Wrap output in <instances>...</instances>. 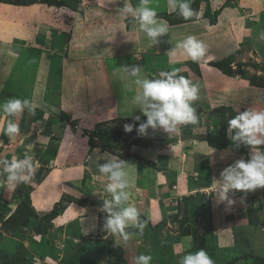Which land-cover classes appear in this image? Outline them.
I'll return each mask as SVG.
<instances>
[{
	"label": "rangeland",
	"instance_id": "rangeland-1",
	"mask_svg": "<svg viewBox=\"0 0 264 264\" xmlns=\"http://www.w3.org/2000/svg\"><path fill=\"white\" fill-rule=\"evenodd\" d=\"M256 1L261 0H249L245 3L244 0H235V4L240 5L239 10L252 11L261 8L258 3L255 5ZM89 2L93 4L92 7H83L82 3H78L76 9H73L75 3L72 6L71 3L60 6L35 3L33 5L37 7L32 8L0 1V65L3 70L0 72V104L15 97L28 99L36 106L35 115L25 109L21 116L13 118L19 124L20 131L11 138L3 134L9 118L0 112V160L31 156L34 162H38L32 180L27 184H20L15 190L8 189L6 175H0V264H23L24 261H19L24 258L31 264H134V258L141 254L151 255V264H178L182 256L200 249L207 252L214 264H264V188L230 194L234 201L231 205L226 201L218 203L211 189L213 178H219L221 171L235 160L247 159L249 150L244 146L239 149L212 147L204 139L210 131L219 133L224 116L228 122L247 109L264 110V39H261L264 35V9H260L261 14H252L251 22L246 23L243 33H236L233 26L230 28L228 24L223 25L222 21L223 26H220V31L214 37L203 34L195 36L196 40L206 46V54H214L213 61L233 58L231 74L215 65L208 64L207 68L205 61L209 55H205L206 58L198 63L190 58L186 59L184 50L177 47L185 40L178 42L180 38L175 37L173 33L165 39L164 48L166 51L170 49L166 62H169L170 56L174 62L171 70L179 69V75L199 85L198 99L192 102L198 116L196 124L180 125L178 130L171 134L161 129L149 128L147 135H140L134 127L132 136L136 141L147 138L152 140L147 145H141L140 142L128 145L117 142L118 140L112 137V145H117H114L115 148L101 150L102 148L97 147L101 151H108L114 157L123 158L124 161L131 160L138 166L141 162L137 157L145 161L150 160L151 163L145 162L143 172L140 171L145 183L139 185L140 189L129 192V200L125 205L134 206L138 210L139 219L145 223L142 235L139 234L138 228L131 226L125 229V232L130 234L127 242L118 234H107L103 228L106 213L101 210L102 206L97 210L102 223L101 229L97 233L77 236L74 248L68 247L65 242L69 233H64L59 228L70 216L68 213L73 216L76 205L75 210L70 207L61 220L55 217L46 234L36 235L29 228H24L23 233H16L2 226L3 221L20 202V194L26 190L25 187L33 186L31 193L33 195V190L35 193L34 199H31L32 206L37 209L42 203L51 204L56 195L49 199L44 197L45 200L43 196L49 194L50 197V193L57 192L54 188H61L60 179L68 184L66 177L58 175L55 179H47L45 187L41 185L42 188L36 190L39 187H36L37 180L44 177L47 168H53L57 153L64 157L70 155L72 158L73 165H68L72 168L66 175H78L72 169L84 166L80 164V157L77 156L79 147L82 146L80 139L85 137L88 140L84 129H93L98 121H101L90 120L91 114V117L84 116L81 121L82 117L79 116L86 112L83 111L86 105L95 106L94 115L95 112L100 113L97 110L102 105L113 109L110 108L109 100H105L109 97L107 90L105 91L109 81L106 77L111 74L107 71V75L104 71L101 73V69H95L98 72L93 75L97 81L87 80L85 74L88 69L95 67V63L100 67V60L108 56L112 59L113 56L128 50V47L121 49V44L113 42L122 39V32L127 34L126 29L134 20L121 14L122 0ZM222 2V6L214 8L212 0H190L194 15L188 19L206 18L204 13L208 8L214 11L224 10L228 5L234 7L232 0ZM149 6L156 10L157 18L161 22L170 21V17L178 21L184 19L178 10L172 11L169 0H150ZM113 21H117L119 27ZM250 29L251 37L248 34ZM188 31L191 32V28ZM230 33L234 36L233 39ZM133 35L130 34V37H134ZM184 35L183 31L182 37ZM159 40L157 45H153L151 41L149 45L148 42H143L142 51H146L144 64L152 66L160 59L159 56L156 57L158 48L161 51L164 49L161 39ZM127 42L128 46H140H137L132 38L127 37L124 44ZM57 45L62 49L58 51ZM112 45L119 46L117 54H114L113 50L117 49H113ZM176 55L177 58H174ZM62 56L72 57L73 62L64 64L65 61L62 60L60 75L58 70L53 71V67L55 61L61 60ZM161 71L155 73L154 69L152 74L158 78ZM241 71L246 74L241 75ZM117 76L120 77L119 74ZM97 82L100 88L94 92L92 89L94 86L98 87ZM130 86V80L126 78L119 91L123 93ZM108 88L106 86V89ZM60 89L62 90L59 91ZM64 89L67 97L61 101L59 98L64 94ZM96 93L98 95L93 98L92 95ZM62 109H68L65 111L75 114L77 124L73 119L68 123L60 121L57 113ZM86 118L89 122L85 121ZM144 120L145 117H141L138 122L121 121L117 124V129L125 131V124H135L138 127ZM161 150L165 154H161ZM88 152L92 155L91 149ZM147 153H150V158L146 160ZM157 153L158 157H154ZM90 171L84 170L89 177L93 174ZM194 183L196 188L192 186ZM18 191H21L20 194ZM67 193L62 200L68 207V195L73 199L75 196L73 197V193ZM185 196L189 198L184 199ZM204 196L211 203L208 208L210 213L207 211L208 213L204 212L198 216L196 205ZM104 197L112 198L107 192ZM94 199H97L98 204L101 203L100 196ZM75 225L74 222L70 227L75 228ZM187 227L190 232H186ZM189 236L193 237L190 248L187 247ZM72 238L71 236L70 239ZM89 240L91 244L88 243ZM120 243L123 251L115 258L109 253V248ZM155 243H161L166 249H160L157 253Z\"/></svg>",
	"mask_w": 264,
	"mask_h": 264
},
{
	"label": "clouds",
	"instance_id": "clouds-1",
	"mask_svg": "<svg viewBox=\"0 0 264 264\" xmlns=\"http://www.w3.org/2000/svg\"><path fill=\"white\" fill-rule=\"evenodd\" d=\"M121 14L130 16L139 25V29L146 34L153 45H157L159 38L167 34L168 25L166 21L161 22L157 18V12L151 8L150 0H140L138 6H133L131 0H122ZM173 12L188 19L194 15L190 7V0H169ZM54 6V5H52ZM264 39V35L261 36ZM177 47L184 50L186 59L199 62L206 55V46L189 36ZM131 61H140L135 52L130 55ZM215 57L208 56L206 63L211 64ZM142 68L139 65L119 66L114 70V75L119 74L122 80L129 78L138 87L137 94L132 98L135 108H139L142 115L146 117L143 123L125 124V132H132L133 128L140 135H147L148 129H161L167 134L178 130V126L196 124L198 116L192 102L198 99L199 85L192 83L187 77L179 75V69L161 71L158 78L149 79L142 76ZM35 105L28 99L9 98L0 104V112L9 119L3 134L11 138L19 133V124L13 118L21 116L27 111L35 115ZM134 121H140L137 115ZM227 135L236 148L244 146L248 148V158H240L225 167L219 178H213L211 189L215 194L217 202L234 203L230 194L235 192H250L258 188H264V110L247 109L239 112L227 122ZM91 160V157H89ZM125 161L117 157L106 159L104 163L98 164V171L109 181L105 187L111 199H104L102 211L107 215L103 228L106 233L118 234L125 242L129 240L130 234L125 232L128 227L139 229L143 234L145 223L139 219V212L134 206H125L129 200L127 191L128 182L124 170ZM0 175H6L7 188L15 190L20 184L29 183L38 167L31 156L23 159L13 157L11 160H0ZM193 237H188L187 247H191ZM152 256L141 254L134 258V264H151ZM178 264H214L204 249L195 253L189 252L182 256Z\"/></svg>",
	"mask_w": 264,
	"mask_h": 264
},
{
	"label": "crops",
	"instance_id": "crops-1",
	"mask_svg": "<svg viewBox=\"0 0 264 264\" xmlns=\"http://www.w3.org/2000/svg\"><path fill=\"white\" fill-rule=\"evenodd\" d=\"M80 1H81L80 3H82L81 6H83V7H87V6L92 7L93 6V4H90L89 0H80ZM246 1H249V0H244V3ZM251 1H253V0H251ZM212 2H213L212 5L214 6V8H218L219 7L218 5L223 3L222 0H212ZM232 2H234V7L229 6V5L227 7H225V9L222 10L220 15L218 16L217 22L215 24H212L210 22L209 18H199V19L197 18L193 22L188 21V22L177 24L175 26L170 25L169 21H166L167 25H168V32H167V34H165L164 36L159 38L162 41V46H163L164 50L161 51L160 48H158V53H157L156 57L159 56L160 59L156 60L152 66L146 65L147 63L144 64V60L146 57L145 56L146 51H144V53H143L142 47H141V46H143V42H148V45H149V42L151 40L146 36V34L144 32H142L139 29V25L135 21H132L130 23V26L127 27V29H126L127 34H123V32H122V39L120 38L116 42H113V43H116L118 45L121 44L120 45L121 49L128 47V50L123 52V53L117 54V52H119L118 50L120 49L119 46H113L112 45L113 49H117V50H113L116 52V53L114 52V54H117V56H113L112 59H109V56H108V58L99 61L100 67H98V64L95 63V67L93 64V67H94L93 69L92 68L88 69L86 71L87 73L85 72L86 73L85 74L86 79L90 80V81L96 80V77L93 75V73L94 72L96 73L98 71H95V69H97V70L101 69L100 70L101 73L103 71L105 73H107V71H108L111 74L110 76L106 77L109 80L106 83V86H107V88L108 87L109 88L106 89V86H105V91L107 90L109 97L105 98V100L106 99L109 100V102H110L109 105L111 106L110 108L113 107V109L110 110L109 108H106L105 105H102L101 107L96 106V108L98 107L97 111L98 112L100 111V113L95 112L96 115H94L93 111L95 109L94 108L95 106H91V104H88V105L84 104V105H86V108H84V110L82 108V110L86 111V112H83L79 116V118L82 117L81 121H82L84 116H88V115L90 116V114L92 115V119H90L89 117H87V118H89L90 120H93V121H97V120L109 121V120H112L114 118H125V119H127V121H131V120H134L133 118L137 115H140L141 117H145L142 115L140 109L135 108V106L132 103V98L137 94L138 87L132 82V79L127 78L130 80L131 86L129 88H127L126 90H124L122 93L121 91H119V89H121V84L123 83V80L120 77H118L117 75H114L113 71L119 66L139 65L142 68L141 75L146 76L149 79H150V76H154L152 74L154 69H155V73L158 71H161V70L171 71V68H172L171 65H172V63H174L173 58H172V56L168 55V56H170V58L168 59L169 62H166L167 54H170V52H169L170 49L166 51L164 48L165 39H168L169 36H171V33H173L175 35V37L177 36L180 38V40L178 42L186 40L189 36L195 37L198 34H203L206 36L212 35L214 37L215 34L218 31H220V26L222 28V26L224 24H228L230 28H232V26H233V28L236 29V33L237 32L243 33V30L246 28V23H248L249 21L251 22L250 17L252 16V14L255 16L257 15V12H258V14H261L262 11L260 9H262V10L264 9V8H262V7H264V0L263 1L261 0L260 2L256 1L255 5H257V3H258L261 5L260 6L261 8L260 9L256 8V9H253L252 11H251V9L249 11H248V9L239 10L240 5L239 6L236 5L235 0H232ZM131 3L133 4L132 0H131ZM166 3L168 4V2H166ZM122 6H123V4H122ZM133 6H134V4H133ZM220 6H222V5H220ZM28 7L35 8L37 6L32 4V5H29ZM94 7H97V6H94ZM99 7H101V5H99ZM102 8H104V7H102ZM101 10H103V9H101ZM258 10H260V11H258ZM222 21H224L223 25H221ZM113 23L115 25H118V27H119V23L117 21H113ZM242 23H243V25H242ZM249 27L250 26H248V29H249ZM190 28H191V32L188 31V30H190ZM241 28H243V29H241ZM183 31L185 32L184 37H182ZM138 32H141V34ZM130 34H134L133 35L134 37H130ZM248 34H249V37L252 36L251 29H250V31H248ZM230 36L232 39L234 38V36L231 35V33H230ZM236 36H237V34H235V37ZM127 37H128V39L132 38L133 41L136 42L137 46H139V45L140 46L139 47H136L135 45H133V47L128 46L129 42L124 44V41H125V39H127ZM135 52L138 54L139 58L141 57L140 58L141 60L137 63H133L131 61V58H130V55L134 54ZM210 54H213V53L208 52L206 54V56L210 55ZM150 55L151 54H149V56ZM177 56L178 55H176L174 58H177ZM180 56H181V54H180ZM148 58L149 57L147 56V61H148ZM63 60L65 61L64 64H72L71 62H73L72 57H70V58L64 57ZM167 68L170 70H168ZM2 71H3L2 66L0 65V72H2ZM107 75H108V73H107ZM97 85H98V82H97ZM99 88H100L99 85L97 88H95V86H94V88L92 90L94 92H96L97 90H99ZM61 90L62 89H60L59 91H61ZM62 92L64 94H61L60 98H59L61 101L65 100V98L67 97L65 89ZM120 93H122V94H120ZM97 95H98L97 93L93 94L92 97L94 98ZM110 98H112V99H110ZM99 99L101 101V98H99ZM72 101H75V100L72 99ZM102 103H104V101H102ZM95 104H97V103L95 102ZM64 110H68V109H64ZM67 112H70V111H67ZM72 117L74 119H76L75 114H72ZM87 118L85 119V121L89 122V120ZM101 121H98V122H101ZM80 140L82 142V146L80 145L79 153L77 154V156L80 157L79 158V161L81 162L80 164L84 165V166H81L77 169H72V170H74V173L78 174L77 176L76 175L75 176H73V175L68 176L66 174H68L72 168V166H68V165H71L73 163L72 158L70 155L64 157L60 153H57L56 156L54 157L55 159L53 160V162H54L53 168H51L49 170L47 168L42 180L39 182H36V184H37L36 187L39 186L36 190L40 189V187L42 188V186L44 188L45 187L44 185L46 184L47 179H55V177L58 175L64 176V178L66 177L69 180L68 184L62 182V180L60 179V182H61L60 187L62 189L61 188L60 189L54 188V190H56L57 192H53V194L50 193L51 194L50 197H49V194H47L46 196H43V198L45 197L46 199L47 198L49 199L52 197V195L54 197V194H55L56 196L53 198L51 204L48 205L49 203H46V204L42 203L43 204L42 206H39V208H37V209L35 208V209L39 214L47 213L53 209V205H55L56 202L62 200L65 197V194L67 192L73 193V197L75 196L74 199L72 198V196L68 195L67 199H69L70 201L72 200V201L69 202L70 204L68 205V207L66 208L64 213L60 214L56 218H60V220H61L63 218V216L66 214V212L67 213L69 212L70 207L75 210L74 205H76V211H75V213H73V216H72V214L68 213V215H70V216L68 218H66L65 223L60 225L61 228H59V227L58 228L60 230H62L64 233L65 232L71 233V236H74L75 234L80 233L81 234L80 237H83V236H85L86 233H92L93 234L95 232L97 233L100 230L98 228L99 224H100V217L98 215L99 211H97V210L100 206H102V202H103L102 200H104V198H105L104 196L106 194L105 187L109 181L107 180V178L105 176H103L99 173L98 164L104 163V161L106 159L112 158V157H114V155L111 153H108V151L107 152L101 151L98 148H94L93 150H91L92 151V155H91V153L88 152L91 149V147L89 146V144L87 142L88 140L85 139V137H83ZM68 144L69 145L71 144L70 140H69ZM89 154L91 155L90 156L91 160L87 158V156ZM161 154H165L163 150H161ZM158 155H159V153L155 154L154 157H158ZM149 156H150V153H147V155H145V158L148 159V158H150ZM119 159L123 160V158H121V157H119ZM55 161H57V163H55ZM75 162H77V161L75 160ZM125 162L126 163L124 165V170L126 172V179L128 182L127 191H128V193L129 192L132 193V192H134L133 190H135L137 188L140 189L139 185H141L140 178L142 177V175H140L141 172H140V169H139V166L137 165V163H134L131 160L125 161ZM90 169H91V171H90ZM84 170H85V172H86V170L90 171V173L92 172L93 173L92 176L89 177V175L86 174L84 172ZM94 173H95V175H94ZM1 184H3V183H1ZM192 186L195 187L196 183H194ZM64 191H65V193H63ZM34 193L35 192L33 190V195L31 193V199H34L33 198ZM98 196H100V200H101V203H99V204H98L97 199H94V197H98ZM45 198H44V200H45ZM11 212L9 213V215L11 214ZM74 222L76 223V225L74 226L75 228H71L70 226ZM75 239H76V237H75Z\"/></svg>",
	"mask_w": 264,
	"mask_h": 264
},
{
	"label": "trees",
	"instance_id": "trees-1",
	"mask_svg": "<svg viewBox=\"0 0 264 264\" xmlns=\"http://www.w3.org/2000/svg\"><path fill=\"white\" fill-rule=\"evenodd\" d=\"M3 3H7V4H11V5H15V6H29L35 3H46L48 5H64V4H68L71 3V6L73 3H75L72 7L73 9H76L78 3H80V0H70V2H67L65 0H0ZM69 1V0H68ZM134 6H138L140 0H132ZM123 3H121L122 5ZM221 9H215L214 11H211V8H208L205 13L204 16L206 18L210 19V22L212 24H215L217 21L218 16L221 13ZM192 18V16L190 17ZM170 24H178V23H184V22H188L191 20H195L194 19H181V21H178L176 19L173 20L172 17L169 18ZM180 20V19H179ZM55 42L57 43L58 41L55 40ZM58 44V43H57ZM58 46V45H57ZM58 51L62 49L61 46H58ZM62 60H63V56L61 60H56L55 64H54V70L55 72H57V70L59 71L60 75H61V65H62ZM232 60L233 58H229L228 60H219V61H212L211 65H215L218 67H222L224 68L226 71H228L230 74L233 72V64H232ZM246 73H244V71H241V75H245ZM150 79H155L154 76H150ZM54 117V116H53ZM57 118L62 121V122H70L72 119L75 120L73 121L75 124H77V120L74 119L72 117V114L63 110L60 111L59 113H57ZM146 120V117H145ZM144 120V121H145ZM226 117L224 116L222 118L221 121V129L219 131L218 134H214L213 132H208L206 134V136H204L205 140H207V142L209 143L210 146H216L218 148H234V149H239L242 148L243 146L236 148L235 145L232 143V141L228 138L227 135V122H226ZM124 122L127 121V119L125 118H114L112 120L109 121H101L99 123H97L95 125V127L92 128H85L84 129V133L85 135L88 136V144L91 147V150H93L94 148L100 147L102 148L101 150H110L115 148V146L117 145H112L113 143H111V139L112 137H115L118 141L117 142H123L124 144H128V145H134V144H140L141 145H147L148 142H150L152 139L151 138H147L143 141H136L134 139V137L132 136V132H125L123 130L117 129L118 125L120 122ZM114 123V124H112ZM118 124V125H117ZM140 142V143H139ZM126 157V156H125ZM124 157V158H125ZM127 158V157H126ZM138 160L141 162L139 164L140 166V171L143 172L144 169V165L145 162L146 163H151L150 160L145 161L143 158L141 157H137ZM42 179L37 180V182L41 181ZM140 182L141 184L145 183L142 178H140ZM26 190L24 192L18 191L20 194L21 192V200L20 202L16 205V207L14 208V210L11 212V214L3 221L2 226L4 228H6L7 230H14L16 233L20 232L23 233L24 232V228H29V230H31L32 232H34L36 235L37 234H46L49 230V228L51 227V223L53 222V219H55V217H58L60 214H62V212H64V210L67 208V205H65L63 203V200H60L58 202L55 203L53 209L47 213H42L39 214L36 209L32 206V200H31V191H32V187H25ZM189 197H184V199H188ZM69 200V199H68ZM203 201V202H202ZM71 202V201H70ZM211 203L209 202L208 199L202 198V200L200 199V202H198V205H196V211L198 212V216L205 213H210V210H208V208L210 207ZM208 211V212H207ZM107 215V214H106ZM102 224H99V229H101ZM186 232H190V228L187 227V229H185ZM81 234H75L74 236H80ZM70 236V237H69ZM68 238L65 240L66 244L68 245V247L74 248V245L76 242L75 237L72 236L73 238H71V233H69ZM157 238L154 240L156 242ZM158 242V241H157ZM88 243L91 244V240L88 241ZM206 244V243H205ZM155 247L158 251L161 249L164 250L166 248H164L161 243H155ZM168 244H166L167 247ZM122 244L120 243L119 245H116L114 247H110L109 248V253L113 254L112 256H114L115 258L118 256V253L122 252ZM160 252V256H161ZM27 254L29 255L30 252H27ZM24 261V262H23ZM20 263L23 262V264H31L27 259H21L19 261ZM168 264V263H167Z\"/></svg>",
	"mask_w": 264,
	"mask_h": 264
},
{
	"label": "bare ground",
	"instance_id": "bare-ground-1",
	"mask_svg": "<svg viewBox=\"0 0 264 264\" xmlns=\"http://www.w3.org/2000/svg\"><path fill=\"white\" fill-rule=\"evenodd\" d=\"M209 56H212V57H214L212 54H210ZM207 57H208V56H207ZM205 58H206V57H205ZM214 60H215V59H214ZM206 61H207V59H206ZM206 61H205V62H206ZM206 64H207V66H206V67L208 68V63H206Z\"/></svg>",
	"mask_w": 264,
	"mask_h": 264
}]
</instances>
